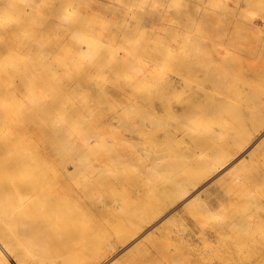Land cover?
I'll use <instances>...</instances> for the list:
<instances>
[{
	"label": "rangeland",
	"instance_id": "374dc122",
	"mask_svg": "<svg viewBox=\"0 0 264 264\" xmlns=\"http://www.w3.org/2000/svg\"><path fill=\"white\" fill-rule=\"evenodd\" d=\"M123 1L125 0H115V3L120 4ZM195 1L197 0H191L189 6L187 5L188 3L186 4L187 6L182 4V6L184 5L187 7L184 9V6L183 8L181 6L180 8L175 7L176 5H173L171 1H166L167 3H164L162 0H159L151 7L149 6L146 15L151 18L156 17L155 20H157V16L162 10H169L167 15L174 21L173 25L177 26L178 21L176 19L179 16L186 18L187 16L184 17L185 15L183 14L187 15V12L189 13L188 16L192 15L195 21L199 20V17H205V8L207 7L211 14L215 13L212 15L213 17L208 15V17H212L213 20L215 18L214 23L217 24L215 26L213 22V24L211 22L210 24L203 23V26L199 21L195 23L189 20L191 18H187L189 20L188 24L190 29L193 30L194 33L198 34L201 30H205L204 28H206L205 31H208V33L211 30L212 33L210 32L209 34L211 35V42L213 40L212 43H217V40L218 43L222 41L232 49L231 55H233V52L234 54L236 52V56H238V59L236 57L226 58L222 62L223 68L216 72L217 75L211 77L210 80H212V84L215 85L213 88H218L217 90H209L212 94L203 95L200 86L197 89L193 88L195 91L193 95H190L187 88L183 89L182 92H180L181 90L179 88H168V90L166 89L167 92L165 90L164 93L162 90H159L162 89L160 88L162 87V82H160L158 85L159 88H156L158 91L154 90L152 93L153 98L148 97L140 102L135 100V105H132V101L127 100L123 92L130 88L143 87L144 80L139 76H135L137 72H133L131 69L132 67L118 71L114 70L127 52V50L125 52L123 46L119 45H116V48L119 49V56L104 59L102 62L103 67L99 68L100 70L93 67L91 68L90 61L86 58L85 54L78 52L74 54L76 57V67L66 70L60 66V63L67 62L66 60L70 61L69 52H67V50H55L45 55L46 58L43 57L44 68L42 74L33 75L30 78L29 75L23 77L22 79L28 80V84H22L17 87L21 97V102H19V104L23 107L25 117L29 118L30 116L34 117V115H39L38 127L47 130V133H44V135H34L27 129L28 123L24 122L22 118L17 117V124L24 127V129H19V138L25 145L28 147L30 145L32 147V151L38 158L44 155V168L48 171L52 170L61 174V181H56L55 185H59V189L61 190L60 193L63 195L64 199H67V206L76 210L75 214L77 218L87 220L95 229H101L104 223L113 219L115 215L124 213L126 208L133 209V212L127 214L128 217L132 215L134 218H145V222L139 225L138 231L125 240L118 239L116 234L112 231L105 248L97 250L96 255L85 264H177L178 261L176 259H179V264H226L227 261L225 263L221 257L224 258L228 254L224 253L225 255L223 256V253H221L222 240H220V235L222 233L223 236H221L227 241H233L234 233L231 232V227H222L221 223L223 220L228 219L229 216L232 215L235 217L237 214L244 220L245 228L253 226L252 232H254V234L245 237V240L242 242L246 245L249 243V239L254 237L255 248L258 247L259 251L264 250V130L254 138L245 149L246 151L244 150L245 152L242 151L234 160L228 161L222 165L223 168L219 166L220 169L211 170L207 172L208 174L205 173L198 177V180H195L196 182L188 196L189 199L188 197L185 199L183 198L184 200L180 198L179 200L177 199L175 203L174 201L162 199L165 206H162L155 215L148 216L143 212V201L144 199L146 200L145 197L147 196L144 192H146L147 189L148 193L155 185L154 176H168L167 178L172 181L173 177H180V174H182L180 172H183L187 166H192V163L203 164L208 160H210V162L213 161L214 158L219 155L220 148L217 146L216 150L209 146L208 143L210 140L216 137L217 144L220 145L219 141L221 140V145H223V140L226 139L225 137L228 136L231 131L240 128L242 116L247 119L251 111L264 108V94L260 93L258 88H253V86L250 85L251 83H245L244 85L241 83L243 77L249 81L253 80L252 84L261 85V81L264 80V74L258 75V71L264 72V13L261 11L264 0L260 4L261 6H253V8L252 5L247 4V0L246 5L245 0H203L204 2L201 1V9L199 8L200 11H197L198 8L195 10L196 6L192 5ZM236 1L238 2L236 3ZM62 2L65 5L72 4L73 9H77L78 7L77 0H63ZM186 2H188V0H186ZM204 5H206L205 8ZM248 5H250L251 8ZM190 6L194 8L192 7L191 10ZM238 6H240V10L242 8V11L237 10ZM50 8L51 6L49 9ZM256 8L259 10V14L254 10ZM136 9L139 11L140 7ZM222 9L224 11H222ZM209 12L207 10V14ZM221 12H224L222 16ZM238 12H240V14H238ZM92 13L93 16L97 17L96 22L98 24H104L109 27L118 25L115 20L101 21L99 18L104 15L97 11H92ZM8 14L9 16L5 12H1L0 21L16 24L15 16L10 13ZM225 14L229 16L227 17ZM216 15H219V17ZM232 16L234 18L236 16L235 19L239 21L244 19L242 21L243 23L235 20ZM244 16L245 18H243ZM247 16L249 18L246 21ZM81 21H86V19H81ZM190 22H192V24ZM245 22H248V25H246ZM250 23L252 25H249ZM129 24V38L131 40L140 38L141 35L139 36L138 34L141 32H137L138 29L134 27L135 24L133 22ZM199 24H202V26ZM166 26L171 28L169 27L170 24ZM166 26H153L155 27L153 30L152 27H149V37L151 34H154L152 36L155 37L159 32H163L162 30ZM247 26H253V29L249 30ZM169 30L170 29H168V31ZM214 33L215 35L217 34V38ZM50 35L51 37H47L46 34L41 35V32H37L36 34L29 29L25 36L22 37V40L26 41L29 39L30 53L36 56L38 55L36 49L32 51L31 48L38 44L53 42L55 38H53L52 33H50ZM178 39V37L176 39L173 38L171 44L169 43L170 41L166 42L165 40L164 42H166V44L169 43L171 47H176L177 44L175 41H177V43L181 42V40L179 39L178 41ZM150 40L151 45L156 42L155 38ZM3 43H5V39L0 37V46H2ZM105 46L112 47L113 44L106 43ZM152 46L156 45L153 44ZM130 48H132V46H130L129 49ZM19 53H21V51H19ZM144 57L148 60L147 56ZM183 58L185 59V55ZM16 60L23 63L26 59L20 56V58ZM0 61H3L0 65L7 64L3 59ZM173 64L172 62L170 66L166 67L160 64L162 70L158 71L159 73L163 70L166 72L167 75L160 73L162 74V78L166 81L171 78L170 82H173L176 77V75H174L175 65L171 68ZM24 73L26 74L25 71L20 72L21 77L25 75ZM242 73L244 76H241ZM167 76H169L168 79H166ZM35 82L41 85V87H36L34 85ZM191 82L193 86L197 85V80ZM77 83H81L82 88L76 87L75 85ZM238 83L243 86V93L241 92L242 95L240 93L237 98H233V95H230V93L227 98L222 96V93L219 94V92H222L224 86L231 84L236 86ZM262 83L264 84V82ZM32 84L36 87L37 98H41V104L36 107L28 103L24 94L21 93V90L25 87L30 88ZM207 87L210 86L207 85ZM261 88H264V86L262 85ZM198 96H200V100ZM219 98L225 99L220 100ZM162 104L167 106L170 105L179 114L171 118H167L163 114L161 115L160 106ZM81 105L84 106L82 110L78 108ZM143 105H149L150 110H148V112L144 111L142 108ZM151 105H153V107H151ZM154 111L158 113L156 116L152 115ZM115 112L119 114V118L118 121H112L114 125L111 126L109 125V122H111L109 120H111V114ZM228 114L235 115V122L234 128L225 132L224 129L226 125H223L222 118ZM196 119H198L197 122H201L202 124L197 130L199 133L194 135L195 132H192V130L197 128ZM87 120H92L96 124L97 122L100 124V128L98 125L97 126L103 131L102 134L106 138L105 144L107 145L106 147L109 148V152L104 150L94 156L80 154L78 156L76 154L74 155L75 158H71L70 152L64 150V148L75 147L80 149L81 144L78 145L79 142L77 143L79 140L76 138V133H69V131H66L64 122L74 125ZM141 122H147L148 127L151 129L153 128V135H151L152 133L149 135L151 139L149 138L146 140L143 136H138L135 133L130 134L133 128L140 125ZM59 124H61V127L58 130L55 126ZM220 125H222L223 128H221ZM261 125H264V120ZM124 129H127V131ZM155 134L157 135L155 136ZM250 136H252V134L247 133L242 139L245 141V138H250ZM97 141L98 140L93 137L91 144L94 145ZM151 141L154 143H151ZM20 147L21 145H19V150L14 154V156L19 159L21 156ZM12 155V149L8 153L1 149L0 160L7 161ZM157 155L161 156V159H165V161L160 163ZM179 156L180 158H178ZM186 157H190L187 163L184 162ZM81 159L84 160L82 163L87 164V168L92 169V184L99 185L101 189L105 187V194L98 190L95 191L93 202L86 199V191L83 184L76 181V172L80 167H77L74 163L77 160L81 161ZM240 161H246V164L250 165L248 169L252 170L256 168L254 169L255 175L253 179H250V177L244 178L243 181L235 184L232 188L229 187V189L225 186L229 184L234 176L237 174L244 175L245 173L243 170H239L235 173L232 171L234 169L233 167L239 164ZM155 162H157V164L159 163L161 167ZM156 165L159 167L160 172H155ZM16 172L17 174H15V177L17 179L25 177L24 169L21 166L19 169L17 168ZM11 176L12 174L7 169H0V184L14 186V196H11L10 193L4 194V198L0 199V206L9 211L13 209L20 210L24 195L19 192L14 182L16 179ZM54 178L55 177L51 175L50 178L44 180L45 182L42 183V186H49L48 183L50 182L53 184ZM169 182L167 183V180H163L160 183L158 182V184L165 186L169 184ZM233 184L234 183L230 185ZM67 191L70 195H67ZM199 193L201 195V201L206 204V207L208 206L207 208L205 207L204 212L201 213L199 211L201 210L200 207L202 204H188L191 197ZM185 204L190 206H186ZM233 205L239 209V212H235ZM243 207H245V209H243ZM194 211L197 213H194ZM3 214L5 213L1 212L0 216ZM23 217V220H28V217L25 215ZM257 222L261 225H258ZM219 224L218 230L217 225ZM211 225L215 226L214 229L217 230V232H212L210 228ZM4 247L6 248V246ZM4 247L0 245V249L7 254L12 264L18 263L6 252V249H3ZM218 250L220 253L219 257H217L218 255L216 254ZM150 251L154 254L146 257L145 253H149ZM211 251L214 252V257L211 256L213 254ZM242 252L243 253L239 252L240 255L238 252H234L228 256L230 260L231 256L236 258L232 260V264H253L255 262V258L253 257L254 254L250 256L249 253L244 256V253H248V251L244 250ZM209 253L210 257H212L211 259L208 256ZM215 254L217 256H215ZM176 256L177 258H175ZM176 261L177 263H175Z\"/></svg>",
	"mask_w": 264,
	"mask_h": 264
},
{
	"label": "bare ground",
	"instance_id": "6f19581e",
	"mask_svg": "<svg viewBox=\"0 0 264 264\" xmlns=\"http://www.w3.org/2000/svg\"><path fill=\"white\" fill-rule=\"evenodd\" d=\"M62 1L63 0H0V13L5 12L8 16V13H10L14 15L16 19V24L4 23L0 21V37L5 39V43L0 46V60L3 59L7 63L6 65H0V151L1 149L6 151V153L10 152L11 149L13 151V155L9 157L7 161L0 160V169H7L12 174L11 177L17 180H14L17 189L21 194L24 195L23 204L20 210L13 209L12 211H9L6 208H2L0 206V213H5L0 216V245L2 247L6 246V248L4 247L3 249H6L7 251H5L10 254V256H12V258L16 262H18L16 264H85L86 262L91 260L93 256L96 255L97 250L105 248L112 231L116 234L118 239L125 240L129 236L135 234L140 227L139 225L145 222V218L142 217L134 218L132 215H130L131 217H128L127 214L133 212V209L130 208H126L124 210V213L120 215L117 214L113 219L108 220L106 223H104L101 229H95L94 226L87 220L77 218L75 214L76 210L67 206V199H64L63 195L60 193L61 190L59 189V185H55L56 181H61V174L52 170L48 171L46 168H44V155L38 158L32 151V147L30 145L28 147L24 142L20 140L19 129H24V127L17 124V117L22 118L24 122L28 123L27 129L34 135L39 136L47 133V130L45 128L41 129L38 127L39 115H34V117L30 116L29 118L25 117L23 107L19 104V102H21V97L17 90V87L19 85L28 84V80L22 79L23 77L29 75L30 78L33 75L36 76L37 74H42L44 68L43 57L46 58L45 55L52 53L55 50H67V52H69L70 61L66 60L67 62H62L60 63V66L68 70L74 69L77 65L75 64L76 57L74 56V54L76 52L84 53L86 58L90 61V67L100 70L99 68L103 67L102 62L104 59H107L108 57L113 58L119 56V49L116 48V45L123 46L125 48V52L127 50L126 55L121 58V62L115 67L114 70L118 71L132 67L131 69L133 70V72H137V75L135 76H139L144 80L143 87L141 86V88H130L127 91L123 92L127 100L132 101V105H135V100L137 102H140L141 100L148 97L153 98L152 93L154 90L158 91V89L156 88H159L158 85L160 84V82H162V87H160L162 89L159 90H162L164 93L166 89L168 90V88H179L181 90L180 92H182L183 89L187 88L190 95H193V92H195L193 88L197 89L200 86L201 90L203 91V95L205 94L206 96V94H212L211 92H209V90H217L218 88H213V86L215 85L212 84L213 82L210 79L212 76L217 75V71L223 68L222 62L228 57H236L238 59V56H236V52L235 54L233 52V55H231L232 49H230V46L228 47L226 43L222 41L218 43V40V44L212 43L213 40L211 42V35L209 34L211 30L208 33V31H205L206 28H204L205 30H201V32L196 34L193 30L190 29V26L188 24L189 20L195 23L199 21V23L202 24H210V22L214 23L215 18L213 20L212 15L215 13L211 14L208 7L205 8L206 5H204L206 11L203 10L206 12L205 17L200 18L198 16L199 20L195 21L194 17L191 15L193 17L192 20V17L188 16L189 13L187 12V15L183 14L185 15L184 17L187 16L186 18H183L181 16H179L177 19L175 18L178 21V25L176 26L173 25L174 21L167 15L169 10H162V12L157 16V20H155L156 17L151 18L146 15V11L149 6L151 7L159 0H125L120 4L115 3V0H77V9H73L72 4L65 5ZM162 1L164 3L171 1L173 5H176L175 7L180 8L181 6L183 8L184 5L182 6V4L186 5L188 3L187 5L189 6V2L191 0H188V2H186V0H184L185 2L183 0ZM201 1L203 0H197L195 1V3H192L193 6H196L195 10L196 8H198L197 11H200L202 5ZM247 1V4L252 5L253 8V6H261L260 4L263 0ZM237 2L238 1H236V3ZM50 6L51 8L49 9ZM186 6H184V9L187 8ZM137 7H140L139 11H137ZM239 8L240 6H238L237 10L242 11V8L241 10ZM207 10L209 12L208 14ZM254 10H256L258 14L260 13L257 8ZM92 11H97L100 14L104 15L99 18L101 21L115 20L118 25L115 27H109L104 24H98L96 22L97 17L92 15ZM222 11L224 10L222 9ZM261 11L264 13V4H262ZM223 13L224 12H221V16L223 15ZM201 14L199 15L203 16ZM238 14H240V12H238ZM208 15L212 17H208ZM226 16L228 17L229 15L227 14ZM188 17L191 19L188 20ZM217 17H219V15ZM80 18L86 19V21H81ZM243 18H245V16ZM248 18L249 17L247 16L246 21L248 20ZM131 22L135 24L134 27L138 29L137 32H141L138 34L139 36L141 35L140 38L135 40H131L129 38L130 32L128 31V29L130 28L129 23ZM192 22L190 23L192 24ZM248 22H245L246 25H248ZM168 23L170 24V26ZM202 24L199 25L202 26ZM157 25L162 27L168 25L172 29L166 26L168 29H170L169 31L165 27L162 30L163 32H159L158 34L156 33L157 35L155 37L152 36L154 34H151L149 37V27H152L153 30V28L155 29V27L153 26ZM215 25L217 24L214 23V26ZM249 25L252 24L250 23ZM247 28L250 30L253 29V26H247ZM29 29H31L36 34L37 32H41V35L46 34L47 37H51L50 33H52L53 38H55L53 42L38 44L34 46L35 48H31L32 51L36 49L38 54L36 55L37 57L31 55L30 53L31 51L29 50V39L26 41L22 40V37L25 36ZM166 29L167 31L165 32ZM171 37L172 39H176L178 37L181 42L177 43V41H175L177 46L171 47ZM152 38H155L156 40V42L152 43V45L155 44L156 46L151 45L150 39ZM165 40L166 42L170 41V44H166V42H164ZM106 43H112L113 46L107 47L105 46ZM130 46H132V48L129 49ZM19 51H21V53H19ZM184 55L185 59L183 58ZM20 56L25 57L26 59L23 63L16 60L19 59ZM144 56H147L148 60ZM2 62L3 61H0V63ZM172 62L174 64L171 65V68L174 65L176 67H174L175 74H172L176 75V77L173 82H170L171 78L168 79L169 76H167L166 79L168 80L166 81L162 78V74H160L164 73V75H167L166 72H164L163 70L159 73L158 70H162L160 68L161 65H164L165 67L170 66V63ZM21 71L26 72V74L24 73L25 75L22 77L20 75ZM262 74H264V72L258 71V75ZM241 76H244L243 73L241 74ZM194 80H197L196 86L192 85L191 81ZM252 81L253 80H247L245 77L241 79L242 85H244L245 83H251L250 85H252L253 88H258L259 92L264 94V88H261L262 85L264 86V84L262 83L264 82V80L261 81V85L254 83L252 84ZM234 84L224 86L222 92H219V94L222 93V96H225L227 98L229 97L228 95L230 93V95H233V98H237L238 95L242 92L243 86L240 85V83H238L236 86H234ZM34 85L36 87H41V85H38L37 82H35ZM34 85L32 84L30 88L25 87L23 90H21V93L24 94V97L26 98L28 103L36 107L41 104V98H37V90L35 89L36 87ZM207 85H209L210 87H207ZM75 86L78 88H82L81 83H77ZM198 99L200 100V96H198ZM224 99L225 98H222L220 100ZM149 107V105L142 106L143 110L147 112L148 110H150ZM151 107H153V105H151ZM78 108L82 110L84 106L81 105ZM114 109L116 110L115 107ZM263 110L264 108L251 111L247 119L242 116L243 118L240 121V128L236 129L235 131H231L230 134L225 137L226 139L223 140V145H221V140L219 141L220 145L217 144L216 137L210 140V142L208 143L209 146L215 148L216 150L217 146H219L220 148V151L218 153L219 155H217L213 161L210 162V160H208L203 164L192 163V166H187L183 172H180L182 173L180 174V177H173L172 181L167 178L168 176H154L155 185L150 189V191L148 192L149 194L147 193V189L146 192H144L147 194V196L145 197L146 200L144 199L143 201V212L148 216L155 215L162 208V206H165V204L162 202V199H165L167 201H174L175 203L177 199L179 200L180 198H187L190 195L194 183L198 180V177L207 172H210L211 170H218L217 168H219V166L221 167L228 161L234 160L239 154H241L242 151H244L248 147V145L254 140V138L257 135L261 134V132L264 130V125H261L262 121L264 120ZM160 113L167 118L176 117L179 114L173 107L164 104L160 106ZM157 114L158 113L156 111L152 113L153 116H156ZM111 115V120H109L111 122H109V125L113 126L114 123H112V121H118L119 114L115 112ZM197 120L198 119L195 120L197 128L195 130H192V132H195L194 135H197L199 133L197 130L202 124L201 122H197ZM222 120L223 125H226V128L224 129L225 132H228L232 130V128H234V114H228L227 116L222 118ZM97 125L99 126L100 124L98 122L96 124L92 120H87L74 125H70L69 123L67 124L66 122H64L66 131H69V133H76V138H78L79 140L77 141V143L79 142L78 145L81 144V148L79 147L80 149L75 147L66 149L64 148V150L70 152L71 158H75L74 155L76 154L78 156L79 154L94 156L104 150L109 152V148L106 147L107 145L105 144L106 138L102 134L103 131H101V129H99L100 126L98 128ZM220 126L221 128H223L222 125ZM60 127L61 124L55 126V128L58 130L60 129ZM152 129L148 127L147 122H141L140 125H137L135 128H133L130 134L135 133L136 135L143 136L144 139L148 140L150 138V133H152L151 135H153ZM125 131H127V129ZM247 133L252 134V136H250V138H245L246 140L244 141L242 137H244ZM156 135L157 134H155V136ZM93 137L98 140L94 143V145L91 144V140ZM151 143L154 142L151 141ZM19 145H21L20 159L14 156V154L19 150ZM157 158H159L160 163L162 161H165V159H161V156H158ZM178 158H180V156ZM189 159L190 157H186V160H184V162L187 163ZM83 161L84 160L81 159V161L77 160L74 163L77 167H80L76 172V181L83 184L86 191V199L93 202L95 191L98 190L105 194V187L101 189L99 188V185L92 184V169L87 168V164L82 163ZM155 163L157 164V162ZM245 164L246 161H240L239 164L233 167L234 169L232 168V171L234 173L239 170H243L245 173L244 175L234 174L236 176H234V178L225 187L232 188L235 184L243 181L244 178L250 177V179H253L255 175L254 169L256 168L252 170L248 169V167L250 166L248 164H246V167L244 168ZM157 165L161 167L159 163ZM157 165L155 167V172H160ZM20 166L24 169L25 177L17 179L15 177V174H17V168L19 169ZM50 174L55 177L53 184L52 182H50L48 183L49 186H42V183L45 182L44 180L51 177ZM163 180H167V183L169 181L170 182L165 186L159 185L158 182L160 183ZM232 183L234 184L230 185ZM7 193H10L11 196H14V186L9 184H0V199H3V195ZM66 193L67 195H70L68 191ZM199 195L200 193L193 195L190 202H188V200L187 202L188 204L190 203L192 205L202 204L200 207L201 210L199 211L201 213L204 212L206 204L201 201V195ZM188 204L185 205L187 206ZM233 207L235 209V212H239V209H237L236 206L233 205ZM243 209H245V207H243ZM194 213L197 212L194 211ZM24 215L28 217V220H23ZM258 225L261 224L258 223ZM219 226L220 224L217 225L218 230ZM221 226H229V228L231 227V232L234 233L233 241H227L222 237V233V236L220 235V240H222L221 253H223V256L225 254H228L226 255L227 257L225 256L226 260L225 257H221L222 260L225 261V263L227 261L226 264H230L233 259H236L232 256L231 260L228 258L231 253H243L242 251L244 250L248 251V253H244V256L245 254L247 255L249 253L250 256L251 254H254L253 257L255 258V262L253 264H264V250L259 251L258 247L255 248L254 237L250 238L249 243L246 245L242 242L245 240V237H249L254 234V232H252L253 226L245 228L244 220L238 214L235 217L231 215L228 217V219L223 220ZM214 227L215 226L212 225L210 227L213 233L217 232ZM150 252L145 253L146 257L154 254ZM212 253L211 256L214 257V252ZM216 254L215 256L219 257V250L218 253L216 251ZM177 256L175 258H177ZM208 256L210 259L212 258L210 257V253ZM176 260L178 261V263L177 261L175 263L179 264V259ZM0 264H12V261L9 259L7 254L1 249Z\"/></svg>",
	"mask_w": 264,
	"mask_h": 264
}]
</instances>
